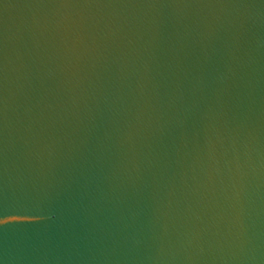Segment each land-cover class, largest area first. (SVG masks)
I'll return each mask as SVG.
<instances>
[{
    "label": "water",
    "instance_id": "95a60500",
    "mask_svg": "<svg viewBox=\"0 0 264 264\" xmlns=\"http://www.w3.org/2000/svg\"><path fill=\"white\" fill-rule=\"evenodd\" d=\"M0 264H264V0H0Z\"/></svg>",
    "mask_w": 264,
    "mask_h": 264
}]
</instances>
